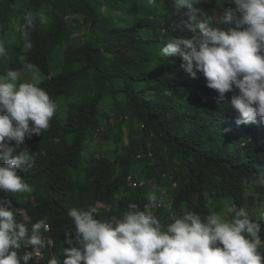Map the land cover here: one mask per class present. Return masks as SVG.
<instances>
[{"label": "trees", "instance_id": "trees-1", "mask_svg": "<svg viewBox=\"0 0 264 264\" xmlns=\"http://www.w3.org/2000/svg\"><path fill=\"white\" fill-rule=\"evenodd\" d=\"M26 5L49 17L48 24L37 20L27 30L33 45L27 52L13 27V21L23 23ZM195 7L208 13L234 5L202 0ZM185 11L174 12L173 0L152 5L147 0H0V40L8 55L20 56L17 63L0 59V77L9 68L20 70L21 80L35 74L57 104L49 128L22 145L35 163L18 175L33 191L0 192V201H10L29 229L40 220L48 225L41 235L52 243L29 264H48L53 254L62 260L70 238L71 246L79 247L68 217L72 208L94 207L99 220L120 218L130 203L142 209L150 191L165 197L154 210L165 226L173 214L206 216L214 208L230 218L246 207L258 219L254 210L264 202V187L252 181L264 176V122L258 117L256 123L237 126L239 115L230 101L238 90L218 100L202 74L192 79L183 72L179 56H159L166 46L162 31L174 38L189 35L181 24ZM76 31L85 32L83 40L62 49L53 72L54 53ZM151 61L156 65L147 69ZM71 101L79 106L74 116L65 112ZM111 115L120 121L113 137L107 134ZM58 135L65 139L64 152ZM109 138L111 149L82 163L89 143ZM259 223L264 243V221ZM259 250L264 254V246ZM24 251L32 249L20 254Z\"/></svg>", "mask_w": 264, "mask_h": 264}, {"label": "clouds", "instance_id": "clouds-1", "mask_svg": "<svg viewBox=\"0 0 264 264\" xmlns=\"http://www.w3.org/2000/svg\"><path fill=\"white\" fill-rule=\"evenodd\" d=\"M155 4L156 0H147ZM202 0H173L174 12L183 13L181 24L188 36L174 38L161 32L166 46L159 49L162 58L179 56L183 72L192 79L200 73L206 86L215 90L218 100L238 90L231 97L230 107L239 118L237 126L250 125L259 117L264 122V0H227L234 7L208 15L200 8ZM224 0H216L221 5ZM23 23L13 21L15 31L23 39V50L32 48L28 29L49 23L44 11H27ZM215 21V26H213ZM0 59L7 60L8 52L0 40ZM30 68L33 66H29ZM33 74L30 81L21 80V71L9 68L0 77V192L31 193L18 171L31 167L35 157L22 147L26 138L41 135L50 126L57 104L39 86ZM171 94V93H169ZM31 122V126H30ZM15 142L12 144V142ZM253 186L264 187V176L256 177ZM143 208L128 205L120 218L96 219V208H72L68 217L75 228V242H66L63 259L55 254L48 264H264V246L259 235L264 221V202L253 212L241 207L229 218L212 212L202 216L194 211L173 214L166 226L155 209L164 205L163 193L146 195ZM47 231L45 220L31 228L17 219L10 201H0V264H29L34 256L50 245L41 235ZM67 235V233H66ZM31 247L32 251L21 249Z\"/></svg>", "mask_w": 264, "mask_h": 264}, {"label": "rangeland", "instance_id": "rangeland-1", "mask_svg": "<svg viewBox=\"0 0 264 264\" xmlns=\"http://www.w3.org/2000/svg\"><path fill=\"white\" fill-rule=\"evenodd\" d=\"M28 11V7L27 5L24 7V9L22 10V16L25 15V13ZM203 11V10H202ZM218 10L215 9V10H212L211 12H208L207 14L208 15H213L214 13H219L217 12ZM204 12V11H203ZM206 13V12H205ZM72 23V18H69L67 20V25L70 26ZM7 28V27H6ZM8 29V28H7ZM84 31H81V32H74L73 35L70 37V38H67L64 42L63 45H61L57 51L54 53L53 55V58H52V65L53 67L51 66L52 68V71L53 72H56L60 66V55L62 54V49L64 47H67L68 45H73V44H76L80 41L83 40L84 38ZM8 59L10 62L12 63H17L19 60H20V56L18 54H14V53H11L8 55ZM108 63V61L106 60L105 61V64ZM155 62L151 61V62H148L147 64H145V67L147 69H152L155 67ZM78 103L76 101H71L69 102L67 105H66V108H65V112L66 114L68 115H71V116H74L77 114V111H78ZM120 121L114 119V117L111 115L110 117V124H111V130H108V135H114V136H117L119 134V128H118V125H119ZM113 137V136H112ZM57 139L58 141L60 142V145H61V151L64 152L65 150V139L63 137V135H58L57 136ZM113 138H109V140H103L101 141L100 143H96V142H91L89 143L87 146H86V149H85V152H84V155L82 157V163H85L87 162L93 155H95L96 153H98V151H103L104 150H108V149H111L112 147L110 146L109 143H114L113 142ZM130 159L132 160V158L130 157ZM114 170V167L112 166L109 170L110 173H112ZM213 212H217L219 213V210L217 208H214L213 209Z\"/></svg>", "mask_w": 264, "mask_h": 264}, {"label": "built area", "instance_id": "built-area-1", "mask_svg": "<svg viewBox=\"0 0 264 264\" xmlns=\"http://www.w3.org/2000/svg\"><path fill=\"white\" fill-rule=\"evenodd\" d=\"M140 185H142V183H140Z\"/></svg>", "mask_w": 264, "mask_h": 264}]
</instances>
